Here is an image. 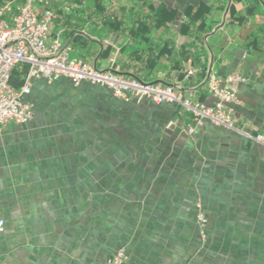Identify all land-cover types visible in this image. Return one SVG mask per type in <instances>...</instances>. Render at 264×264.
<instances>
[{"label":"crops","instance_id":"obj_1","mask_svg":"<svg viewBox=\"0 0 264 264\" xmlns=\"http://www.w3.org/2000/svg\"><path fill=\"white\" fill-rule=\"evenodd\" d=\"M48 2L49 42L70 59L207 107L210 48V74L246 79L237 127L264 134V0ZM26 99L32 120L0 127V264H107L120 249L126 264H264L263 145L208 121L166 129L194 120L88 83L32 80Z\"/></svg>","mask_w":264,"mask_h":264},{"label":"built area","instance_id":"obj_2","mask_svg":"<svg viewBox=\"0 0 264 264\" xmlns=\"http://www.w3.org/2000/svg\"><path fill=\"white\" fill-rule=\"evenodd\" d=\"M13 6L15 12L12 13ZM5 18L10 20L8 23ZM54 14L48 0L0 1V127L8 124H26L33 118V108L27 101L32 80L48 83L66 79L74 87L88 83L109 90L113 97L122 100H149L155 105L178 106L190 115L194 125L182 126L178 119L167 122L166 129L181 126L191 134L194 126L205 121L230 130L240 137L264 146V134H250L237 127L232 107L238 103L236 85L245 83L241 73L224 77L209 74L206 80L208 93L214 99L211 107L194 102L192 94L184 95L178 88L145 83L116 73L101 71L80 60L70 59L68 49L58 39L49 42V29ZM24 70L19 85H13L14 71ZM193 74L188 71L186 78ZM199 234L204 237L206 217L198 206L196 217ZM3 222L0 221V230ZM123 249L108 258L107 264H126Z\"/></svg>","mask_w":264,"mask_h":264},{"label":"water","instance_id":"obj_3","mask_svg":"<svg viewBox=\"0 0 264 264\" xmlns=\"http://www.w3.org/2000/svg\"><path fill=\"white\" fill-rule=\"evenodd\" d=\"M224 21H225V17L223 18V20H222V22H221V24L210 34V35H207L206 37H205V41H206V39H208L210 36H212L213 34H215L222 26H223V24H224ZM209 49V53H210V66H209V69H208V72H207V75H206V78H205V82H206V80H207V78H208V76H209V74H210V71H211V68H212V63H213V54H212V52H211V50H210V48H208Z\"/></svg>","mask_w":264,"mask_h":264},{"label":"trees","instance_id":"obj_4","mask_svg":"<svg viewBox=\"0 0 264 264\" xmlns=\"http://www.w3.org/2000/svg\"><path fill=\"white\" fill-rule=\"evenodd\" d=\"M24 77V70L14 71L13 73V85L17 88L21 84Z\"/></svg>","mask_w":264,"mask_h":264},{"label":"rangeland","instance_id":"obj_5","mask_svg":"<svg viewBox=\"0 0 264 264\" xmlns=\"http://www.w3.org/2000/svg\"><path fill=\"white\" fill-rule=\"evenodd\" d=\"M15 12V6H13V10H12V13H14ZM5 20L8 22V23H10V20L8 19V18H5Z\"/></svg>","mask_w":264,"mask_h":264}]
</instances>
